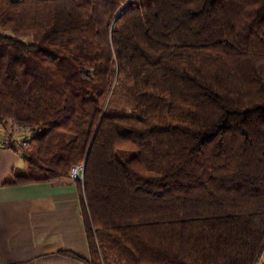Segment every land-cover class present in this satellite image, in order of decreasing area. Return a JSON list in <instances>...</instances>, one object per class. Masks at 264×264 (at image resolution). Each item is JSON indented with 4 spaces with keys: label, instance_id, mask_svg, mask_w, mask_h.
I'll return each mask as SVG.
<instances>
[{
    "label": "trees",
    "instance_id": "trees-1",
    "mask_svg": "<svg viewBox=\"0 0 264 264\" xmlns=\"http://www.w3.org/2000/svg\"><path fill=\"white\" fill-rule=\"evenodd\" d=\"M131 1L0 0L3 186L86 163L77 261L264 264V0Z\"/></svg>",
    "mask_w": 264,
    "mask_h": 264
},
{
    "label": "crops",
    "instance_id": "crops-1",
    "mask_svg": "<svg viewBox=\"0 0 264 264\" xmlns=\"http://www.w3.org/2000/svg\"><path fill=\"white\" fill-rule=\"evenodd\" d=\"M0 136V264H89L81 188L72 178L3 186L22 156ZM71 252L88 262L63 255Z\"/></svg>",
    "mask_w": 264,
    "mask_h": 264
},
{
    "label": "rangeland",
    "instance_id": "rangeland-1",
    "mask_svg": "<svg viewBox=\"0 0 264 264\" xmlns=\"http://www.w3.org/2000/svg\"><path fill=\"white\" fill-rule=\"evenodd\" d=\"M9 132H6V136L4 138L7 137V142L10 143L11 145L15 146L16 150L20 151V145L23 142L24 139L30 137V133L29 132H18L15 130H11L9 129ZM17 153H19L18 151H16ZM20 155V154H19ZM21 156V155H20ZM17 172L22 171L21 168H15ZM12 172V171H11Z\"/></svg>",
    "mask_w": 264,
    "mask_h": 264
},
{
    "label": "built area",
    "instance_id": "built-area-1",
    "mask_svg": "<svg viewBox=\"0 0 264 264\" xmlns=\"http://www.w3.org/2000/svg\"><path fill=\"white\" fill-rule=\"evenodd\" d=\"M136 0H132L130 3L135 2ZM130 4H126L123 9L121 10L120 14H122L128 7ZM83 176H84V169H81L79 167L77 168H73L71 171V178L74 180H80L83 182Z\"/></svg>",
    "mask_w": 264,
    "mask_h": 264
},
{
    "label": "water",
    "instance_id": "water-1",
    "mask_svg": "<svg viewBox=\"0 0 264 264\" xmlns=\"http://www.w3.org/2000/svg\"><path fill=\"white\" fill-rule=\"evenodd\" d=\"M86 167V163H84L83 165H81L79 168L84 169L85 170Z\"/></svg>",
    "mask_w": 264,
    "mask_h": 264
}]
</instances>
